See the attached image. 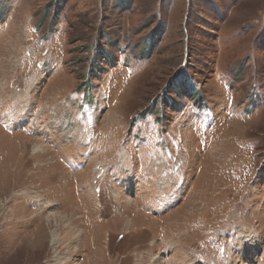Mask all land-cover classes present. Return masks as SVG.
<instances>
[{"label":"rangeland","instance_id":"rangeland-1","mask_svg":"<svg viewBox=\"0 0 264 264\" xmlns=\"http://www.w3.org/2000/svg\"><path fill=\"white\" fill-rule=\"evenodd\" d=\"M79 91L95 102L92 140L101 157L93 159L111 161L135 139L130 162L142 167L157 146L149 138L157 125L168 131L188 119L187 154L171 151L191 163L181 184L191 190L162 215L164 226L148 216L153 203L143 194H126L128 211L114 222L84 220L80 185L98 168L93 160L85 165L84 179L60 162L67 151L76 155L71 144L83 135ZM196 92L197 99L189 96ZM231 97L244 109L255 105L251 117L229 113ZM20 102L35 117L32 134L22 130L28 122L18 115ZM0 106V117L15 121L17 132L9 135L0 126V264H196L187 243L176 254L170 242L176 239L163 235V229L174 235L170 224L187 241L203 227L208 238L214 235L210 246L208 238L195 240L215 252L218 242L233 237L242 258L230 245L221 253L226 261L215 264H251L250 253L252 264H264V0H0ZM190 106L208 111L215 124L205 146L192 127ZM65 121L72 132L63 137ZM54 132L59 141L52 147ZM155 174L162 176L161 167ZM88 194L98 199L94 187ZM32 200L38 209L30 208ZM106 244L114 254L103 259L98 250ZM131 249L137 252L127 257Z\"/></svg>","mask_w":264,"mask_h":264},{"label":"bare ground","instance_id":"bare-ground-1","mask_svg":"<svg viewBox=\"0 0 264 264\" xmlns=\"http://www.w3.org/2000/svg\"><path fill=\"white\" fill-rule=\"evenodd\" d=\"M131 210H135L134 208H132V209H130L129 211L131 212ZM139 210V209H138ZM137 210V211H138ZM127 210H124V212H126ZM133 216H135V214L133 213ZM174 225V224H173ZM178 228L179 227H177V226H175L174 225V231L177 233V236H176V238L178 237V235L181 233V231H178ZM96 235H97V229L94 231V238L96 237ZM54 238L56 239L57 238V235L56 234H54ZM137 249H141V247L140 248H138L137 247ZM98 250V249H97ZM99 252V251H98ZM145 255V254H144ZM152 256H149V258H151Z\"/></svg>","mask_w":264,"mask_h":264},{"label":"flooded vegetation","instance_id":"flooded-vegetation-1","mask_svg":"<svg viewBox=\"0 0 264 264\" xmlns=\"http://www.w3.org/2000/svg\"><path fill=\"white\" fill-rule=\"evenodd\" d=\"M132 211H133V210H131V212H132ZM138 212H139V210H138ZM134 214L137 215L136 212H134ZM140 235H141V234H140ZM140 235H139L138 237H140ZM137 247L140 248L141 246H137Z\"/></svg>","mask_w":264,"mask_h":264}]
</instances>
